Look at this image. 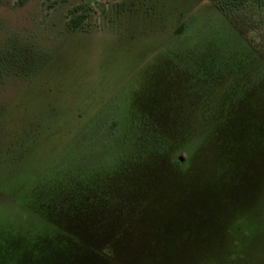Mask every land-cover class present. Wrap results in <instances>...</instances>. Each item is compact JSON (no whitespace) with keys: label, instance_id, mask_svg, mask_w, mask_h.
<instances>
[{"label":"rangeland","instance_id":"rangeland-1","mask_svg":"<svg viewBox=\"0 0 264 264\" xmlns=\"http://www.w3.org/2000/svg\"><path fill=\"white\" fill-rule=\"evenodd\" d=\"M220 19L3 0L0 264H264V70Z\"/></svg>","mask_w":264,"mask_h":264},{"label":"trees","instance_id":"trees-1","mask_svg":"<svg viewBox=\"0 0 264 264\" xmlns=\"http://www.w3.org/2000/svg\"><path fill=\"white\" fill-rule=\"evenodd\" d=\"M2 2L3 0H0V5ZM208 2L212 6V9L220 16L223 24L221 26L222 31L218 35L228 40L222 44L221 38H219V47L217 44L218 51H224L226 49L235 52L237 46L230 45L229 39L231 41L237 38L239 40L238 50L256 58V62L258 63H255V66H263L264 70V0H208ZM81 9L82 7H77L70 12L73 17L70 19L69 27L73 31L80 29L84 20L87 18L82 15L78 16ZM182 30L183 28L181 27L177 31L181 32ZM253 34L257 35L258 38H254ZM226 46H229V48ZM115 128L116 125L111 126L110 134ZM6 215L2 214L0 217H10V215ZM41 221L45 227L50 226L46 220ZM58 222L57 220L54 221L56 224ZM43 232H45L43 234L44 244H51V239H53L51 232L45 229ZM44 250H52V248L45 247ZM48 254L52 253L50 252Z\"/></svg>","mask_w":264,"mask_h":264}]
</instances>
